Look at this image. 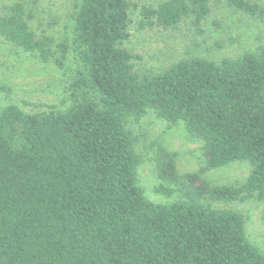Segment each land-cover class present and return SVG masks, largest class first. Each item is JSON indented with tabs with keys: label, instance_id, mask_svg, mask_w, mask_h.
I'll return each mask as SVG.
<instances>
[{
	"label": "trees",
	"instance_id": "1",
	"mask_svg": "<svg viewBox=\"0 0 264 264\" xmlns=\"http://www.w3.org/2000/svg\"><path fill=\"white\" fill-rule=\"evenodd\" d=\"M252 16L261 6L226 0ZM71 39L55 40L30 24L21 0L0 11V37L40 62H78L64 110L0 109V264H264L247 239L242 213L219 204L264 197V45L236 59L179 60L150 75L134 71L129 0H79ZM140 28H172L188 19L198 33L209 0L135 5ZM152 112L183 123L202 141L203 164L179 172L176 152L156 144L155 188L137 179L142 156L129 128ZM247 161L239 184H212L208 170Z\"/></svg>",
	"mask_w": 264,
	"mask_h": 264
},
{
	"label": "rangeland",
	"instance_id": "2",
	"mask_svg": "<svg viewBox=\"0 0 264 264\" xmlns=\"http://www.w3.org/2000/svg\"><path fill=\"white\" fill-rule=\"evenodd\" d=\"M13 1L0 0V11ZM21 1L32 8L34 17L30 24L37 32L45 30L57 41L63 38L70 41L71 17L79 0ZM129 1L130 36L122 46L137 56L133 64L139 75H150L176 61L193 57L214 61L224 57L236 59L264 45V0H249L261 6L260 17L237 11L226 0H209L211 12L201 24V33L194 30L187 18L172 28L156 25L140 28L139 9L133 4L156 6L161 0ZM78 65L73 51H69L64 66L59 68L51 61L40 62L32 53L0 37V109L15 104L24 112L64 110L71 102L68 84ZM129 128L139 138L137 150L142 161L136 172L145 196L160 203L176 200V193L167 196L155 190L160 183L153 160L156 144L176 152L177 169L184 172L202 166V141L190 137L183 123L168 125L150 111L138 121L131 118ZM250 170L247 161H232L206 171L203 177L212 184H239ZM219 205L242 213L247 239L264 254V197Z\"/></svg>",
	"mask_w": 264,
	"mask_h": 264
}]
</instances>
